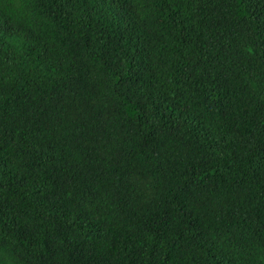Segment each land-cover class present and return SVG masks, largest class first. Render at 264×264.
<instances>
[{
  "label": "trees",
  "instance_id": "16d2710c",
  "mask_svg": "<svg viewBox=\"0 0 264 264\" xmlns=\"http://www.w3.org/2000/svg\"><path fill=\"white\" fill-rule=\"evenodd\" d=\"M0 264H264V0H0Z\"/></svg>",
  "mask_w": 264,
  "mask_h": 264
}]
</instances>
